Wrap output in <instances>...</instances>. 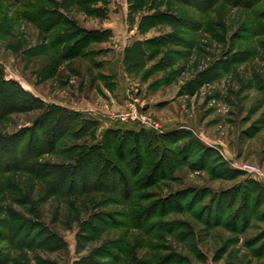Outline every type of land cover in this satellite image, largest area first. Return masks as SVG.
<instances>
[{"label": "rangeland", "instance_id": "374dc122", "mask_svg": "<svg viewBox=\"0 0 264 264\" xmlns=\"http://www.w3.org/2000/svg\"><path fill=\"white\" fill-rule=\"evenodd\" d=\"M0 26V68L28 93L0 118V264H264V0H0ZM132 99L149 124L121 120ZM53 106L95 125L16 166ZM141 129L139 175L112 155L132 196L112 172L57 192L80 151Z\"/></svg>", "mask_w": 264, "mask_h": 264}, {"label": "trees", "instance_id": "16d2710c", "mask_svg": "<svg viewBox=\"0 0 264 264\" xmlns=\"http://www.w3.org/2000/svg\"><path fill=\"white\" fill-rule=\"evenodd\" d=\"M42 9L46 10L45 8ZM46 11H53L49 13L60 15L58 14L56 9H48ZM80 42L81 41L75 42L73 46H71V48L82 47V45H80ZM86 45L87 44L85 43V46ZM23 95H28V93L22 90L17 81L13 79H6L4 72L0 68V118H2V114H5L6 112L11 110H26ZM16 103H19V105L14 106L16 105ZM4 106L7 107V111L1 110V108H4ZM42 118L41 120H43V123L41 125H47L42 126L43 129H45V127L48 128L49 124H51L52 128L51 130H49L50 132L48 131V136L45 139L39 138L36 133L31 134L30 138L27 141V151L31 150L33 147H37L38 151L36 153L25 152L24 154H22L16 165L20 168L27 167L28 164L38 156V154L45 153L44 151L48 149V147H45L46 143L52 148L57 140L63 138L67 134V132L71 130L70 128L75 125L76 120L78 121V119H81L84 123L83 128L81 129L82 131H79L80 135H84L85 133L90 131L89 129L92 126L94 127L95 125L94 122L82 118L81 114H78L76 111L61 106H53V109H50L49 112L44 113ZM62 124L65 126L64 129H61ZM56 129H59V131ZM112 133L113 132L107 133V135H109L107 141H110L112 139L117 140L118 144L122 146L119 148L120 150H114V153L112 147L110 145H107L106 141V143H102L101 146L96 145L87 148L88 150H90L89 154L87 155L86 153L84 154L82 151H80V154L76 157L74 163L66 168L62 167L60 169L61 177L58 178V181L55 182L56 186L60 185V190L56 189L58 193H89L93 191L109 190V185L105 181L107 178L109 180L111 179L110 172H112V174L118 175L122 181L126 182L127 186L125 187V189L127 195H133V192H135V187L131 183V180L133 178H128L123 173L120 166H118L117 164L118 161H115L112 158V155L114 154V157L117 156V160H119L122 164L125 163L126 160H128L129 156L132 157L134 168L132 167L131 169V167H128V169L132 170V175L135 177L141 173L146 164V158L148 157V155L153 154L155 149L152 147L149 132L144 129L138 131L128 130V132L118 131L115 134ZM143 138H145L146 140ZM132 142V145L134 146H132L129 150H126ZM144 147H146V151L141 155L140 148L144 150ZM106 150L112 152L109 154ZM175 159H177L175 155H162L159 162L152 166L154 175H158V178H162L167 175L164 169L168 167V163L174 161ZM162 161H164V163L166 162V165L164 167L162 166ZM10 167L11 166H7V169H10ZM158 171L159 174H157ZM151 175L153 174L151 173L150 176ZM127 178L129 180H127Z\"/></svg>", "mask_w": 264, "mask_h": 264}, {"label": "built area", "instance_id": "2783aa9c", "mask_svg": "<svg viewBox=\"0 0 264 264\" xmlns=\"http://www.w3.org/2000/svg\"><path fill=\"white\" fill-rule=\"evenodd\" d=\"M132 103H131V112L130 113H128V114H126V115H123L122 117H121V120L122 121H128V120H133V121H135V120H140V121H142V123L145 125V124H149V122L146 120V119H142L140 116H139V114L137 113V111H136V100L135 99H132ZM158 126V124H156V127Z\"/></svg>", "mask_w": 264, "mask_h": 264}]
</instances>
